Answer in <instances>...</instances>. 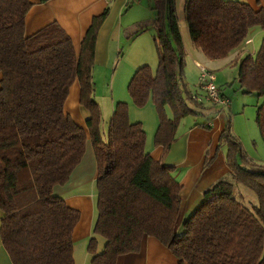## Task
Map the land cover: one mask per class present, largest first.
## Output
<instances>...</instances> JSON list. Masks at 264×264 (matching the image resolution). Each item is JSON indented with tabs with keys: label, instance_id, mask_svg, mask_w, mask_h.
Instances as JSON below:
<instances>
[{
	"label": "trees",
	"instance_id": "16d2710c",
	"mask_svg": "<svg viewBox=\"0 0 264 264\" xmlns=\"http://www.w3.org/2000/svg\"><path fill=\"white\" fill-rule=\"evenodd\" d=\"M31 8L29 0H0V235L12 264H75L73 233L81 213L55 189L81 163L89 135L98 165L88 246L92 264H117L121 256L139 253L147 236L159 240L179 264H264V166L246 159L231 122L220 139L230 180L206 190L202 205L178 228L183 187L171 166L146 151V131L131 122L127 102L115 104L106 136L101 132L93 70L109 9L93 19L78 54L58 24L27 36ZM153 10L156 19L139 33L154 32L159 65L156 73L149 66L138 69L128 91L138 108L153 103L159 117L155 145L167 154L183 119L202 118L195 119L196 126L212 130L220 111L188 89L176 1L154 0ZM185 14L194 46L211 61L239 49L254 28L264 29V10L240 1L186 0ZM238 80L245 94L264 100V37L255 55L240 60ZM76 81L90 115L89 133L65 112ZM256 123L264 141V103ZM236 184L252 191L258 205H242Z\"/></svg>",
	"mask_w": 264,
	"mask_h": 264
},
{
	"label": "crops",
	"instance_id": "0c3cea01",
	"mask_svg": "<svg viewBox=\"0 0 264 264\" xmlns=\"http://www.w3.org/2000/svg\"><path fill=\"white\" fill-rule=\"evenodd\" d=\"M29 1L32 3V8L26 18L27 36H32L52 24H58L71 37L78 54L93 19L109 9V16L98 34L94 68L101 65L109 67L114 63L117 68L120 61L125 57L133 69L130 78L144 66L153 68L156 73L159 58L157 51L155 52V40L149 33L150 31L139 33L142 27L152 25L156 19V13L153 10L154 0H50L46 3H41L40 0ZM231 1H240L256 11L264 10V0ZM144 3L145 6L143 7ZM138 6H142L145 12L138 18L125 20L129 12ZM123 41L125 43L124 48H126L125 54L119 50ZM245 43L248 45L251 40ZM242 45L239 49H242ZM198 51L200 52L198 55L200 60L205 62L209 68L204 67L215 73L216 69L213 67L222 61L208 60L201 50L198 49ZM120 56L123 58L120 59ZM242 58L238 59V64ZM1 80L2 74L0 73V82ZM80 95V84L76 81L71 87L65 112L77 125L89 133L87 122L90 115L81 105ZM123 98L129 102L127 96ZM125 99L118 102H124ZM114 101L113 109L116 103ZM129 118L133 123L140 122L143 124L147 135L146 151L154 160L164 161L165 164L171 166L174 169L172 172L174 179L183 187L177 224L178 228H181L184 221L202 205L205 191L231 175L226 162V147H220L221 134L226 125L225 117L218 116L212 130H205L196 126L195 120L187 123L182 134H178L177 142L167 154L162 147L155 145L159 117L152 102L147 105L146 111H138L131 104L129 106ZM208 161H211L210 166H207ZM97 176L98 165L89 135L86 152L81 163L69 181L64 186L55 189L56 195L63 197L69 207L81 213V220L73 233L75 264H92L88 246L95 221L97 197L95 181ZM103 244V239H100L99 250L103 248ZM0 264H12L3 247L1 235ZM117 264H179V262L159 240L147 236L143 240L139 253L121 256Z\"/></svg>",
	"mask_w": 264,
	"mask_h": 264
},
{
	"label": "rangeland",
	"instance_id": "374dc122",
	"mask_svg": "<svg viewBox=\"0 0 264 264\" xmlns=\"http://www.w3.org/2000/svg\"><path fill=\"white\" fill-rule=\"evenodd\" d=\"M176 1V10L179 21V27L181 30L183 43L185 46V66L184 74L186 82L188 84V89L195 93L198 91L199 94L205 96V93L200 88L199 75L200 71L197 67V62H200L202 66H207L205 62L200 60V52L194 46L186 20L185 14V1L186 0H175ZM145 6V3L143 7ZM142 6H138L131 12H129L125 20L130 18L140 17L145 10ZM154 39V32L150 31ZM264 37V29L256 27L251 30L247 40H251L250 44L242 45V49L233 51L227 58L217 61H222L213 68H215V74L217 77L216 84L221 88L222 94L230 100V106L222 108L221 106L217 107V110L220 111L218 116L222 115V118L225 117L226 123L231 122L232 133L234 136L241 142L243 154L246 159L250 162H253L257 165L264 166V141L260 135L259 128L256 123V116L258 108L264 103L263 98L259 97L256 93L245 94L244 89L241 87V84L238 80L239 76V64L238 59L247 56L255 55L261 44ZM125 43L121 44V49L123 54L126 52L124 48ZM155 48V52H156ZM158 56V53H157ZM121 57V56H120ZM121 57L120 59H122ZM238 64V65H237ZM156 69V68H155ZM155 73L154 69H151ZM133 72L132 67L128 64L125 57L120 61L117 68L115 63L109 67L103 65L94 68L93 70V79L95 82V98L100 105L102 113V123H101V132L103 136L107 134L108 123L110 117L113 114V100L118 102L123 97H128L129 102L128 106L131 104L135 106L132 102L131 96L128 91V82H130L131 74ZM122 96V97H120ZM115 103V104H116ZM136 107V106H135ZM138 111H146L147 106L144 108L136 107ZM203 120L202 118H195L189 116L181 121L180 131L178 134H182V130L185 125L193 120ZM238 160L242 161V158L238 156ZM224 180H230V177H227ZM236 197L237 200L246 206L249 209H253L254 206L258 205V199L256 195L248 190L247 188L236 184Z\"/></svg>",
	"mask_w": 264,
	"mask_h": 264
},
{
	"label": "built area",
	"instance_id": "2783aa9c",
	"mask_svg": "<svg viewBox=\"0 0 264 264\" xmlns=\"http://www.w3.org/2000/svg\"><path fill=\"white\" fill-rule=\"evenodd\" d=\"M199 70V83L201 90L205 93V96L195 97L196 100L203 103H209L212 105H219L222 108L230 106V100L223 96L221 89L217 86V77L214 72L208 70L200 63H196Z\"/></svg>",
	"mask_w": 264,
	"mask_h": 264
}]
</instances>
